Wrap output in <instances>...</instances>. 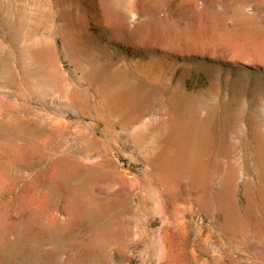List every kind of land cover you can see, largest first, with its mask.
<instances>
[{
    "label": "rangeland",
    "instance_id": "1",
    "mask_svg": "<svg viewBox=\"0 0 264 264\" xmlns=\"http://www.w3.org/2000/svg\"><path fill=\"white\" fill-rule=\"evenodd\" d=\"M0 264H264V0H0Z\"/></svg>",
    "mask_w": 264,
    "mask_h": 264
},
{
    "label": "bare ground",
    "instance_id": "2",
    "mask_svg": "<svg viewBox=\"0 0 264 264\" xmlns=\"http://www.w3.org/2000/svg\"><path fill=\"white\" fill-rule=\"evenodd\" d=\"M180 101H181V99H180ZM185 102H186V100H185ZM211 136H212V134H211ZM181 151H182L183 159L186 160V162L189 165H191V169L194 172L198 173L199 175L205 173L204 172V170H205L204 165L198 157L199 156L198 151H196L195 146H191L190 150H186V148H183ZM178 156H181V154Z\"/></svg>",
    "mask_w": 264,
    "mask_h": 264
}]
</instances>
